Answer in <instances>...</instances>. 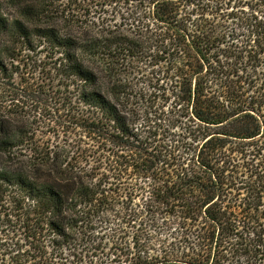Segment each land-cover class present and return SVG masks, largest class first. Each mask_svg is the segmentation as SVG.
<instances>
[{"label": "trees", "instance_id": "trees-1", "mask_svg": "<svg viewBox=\"0 0 264 264\" xmlns=\"http://www.w3.org/2000/svg\"><path fill=\"white\" fill-rule=\"evenodd\" d=\"M22 1L11 0L17 15L0 2V264H71L66 250L124 199L131 264H264V0H142L141 30L159 32L135 38L69 23L61 32L34 20L59 0ZM18 43L45 51L72 86L62 107L82 109L64 121L120 151L108 166L35 140L42 110L25 109L50 96L15 81L26 65ZM152 48L180 111L179 146L142 140L116 78L120 59Z\"/></svg>", "mask_w": 264, "mask_h": 264}, {"label": "rangeland", "instance_id": "rangeland-1", "mask_svg": "<svg viewBox=\"0 0 264 264\" xmlns=\"http://www.w3.org/2000/svg\"><path fill=\"white\" fill-rule=\"evenodd\" d=\"M0 2L3 3L8 15H17L18 8L12 5L11 0H0ZM22 2L29 4L32 1L23 0ZM48 3L50 5L45 7L47 11L41 10L39 13L46 12L41 15L42 17H35L34 20L38 22L39 18L42 20L41 24L54 26L61 32H66L67 23L72 26V29L76 24L85 25L90 29L98 27L101 30L133 38L142 34L147 37L154 32H159L153 29V26L148 27L147 30H141L139 22L142 24L148 22L144 17L145 10L142 0H69L68 3L65 0H59L51 3L47 1ZM64 16H67V20L64 19ZM153 49H146V53L136 58L124 57L120 59L119 67L116 68V78L120 79L125 86L130 102L127 107L128 115L135 122L134 125L142 140L145 139L153 145L179 146L178 140L182 139L180 133L182 129L176 113L180 111L174 106V98L171 89L169 90V74L166 73L162 62L155 58ZM15 53L18 54V59L22 60L21 63H26L21 68V75L14 78L15 81L20 79L24 82L41 83L48 96L51 97L47 99L46 108L30 107V109H25L31 115L34 113L33 110H38V112L42 110V117L38 118L37 114L33 118L32 128L35 131V140L41 143L57 144L75 153L82 151L84 155H88L84 157L89 160L102 159L107 162L106 166H108L109 161L113 159L112 156H116L115 153L118 156L120 151L116 146L114 147L113 143L109 142V137H106V141L99 139L98 143L92 137L94 134L85 136L84 129L72 127L64 121L65 117L71 119L73 114L82 108L78 106L74 110L70 109L69 113L66 109L67 106L62 107L64 104L62 97L66 96L64 92L66 89L70 90L72 86L64 87L62 85L59 74L52 69V62L50 63V60L45 56L46 52L29 51L18 43ZM239 76L242 80L244 79V76L240 74ZM208 78L212 82L220 80L212 74ZM262 81L264 82V76L258 75V84H261ZM175 118H178L177 122ZM93 144H95L94 147ZM236 156L238 158L239 155L234 152L233 159ZM247 157L239 159L240 165L244 166L248 160ZM104 166L105 164L102 165V168ZM146 194L147 192L143 191L137 195L133 194V203H142ZM124 200V204H117L114 211L108 215L109 222L103 219L93 223L90 240H81L74 249L66 250L67 254L75 253L74 256H67L68 261H72L71 264H131L124 242L130 240L132 229L125 222L123 223L126 219L122 218V207L133 204L130 202L131 199Z\"/></svg>", "mask_w": 264, "mask_h": 264}]
</instances>
